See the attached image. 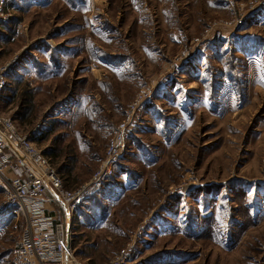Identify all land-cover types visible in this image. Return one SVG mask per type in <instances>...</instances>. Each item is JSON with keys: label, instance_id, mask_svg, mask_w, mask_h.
I'll use <instances>...</instances> for the list:
<instances>
[{"label": "rangeland", "instance_id": "rangeland-1", "mask_svg": "<svg viewBox=\"0 0 264 264\" xmlns=\"http://www.w3.org/2000/svg\"><path fill=\"white\" fill-rule=\"evenodd\" d=\"M7 10L3 114L23 136L42 123L35 145L67 190L92 181L149 92L112 178L67 218L77 262L264 264V0H10ZM23 227L0 223V264H14Z\"/></svg>", "mask_w": 264, "mask_h": 264}, {"label": "built area", "instance_id": "built-area-1", "mask_svg": "<svg viewBox=\"0 0 264 264\" xmlns=\"http://www.w3.org/2000/svg\"><path fill=\"white\" fill-rule=\"evenodd\" d=\"M10 0H0V26L6 21ZM13 63L0 64V222L20 220L24 227L13 249L14 264H80L72 249L73 229H68L60 208L47 207L49 194L56 195L75 218L83 200L98 183L109 180L124 154L125 135L133 115L149 92L140 94L128 111L126 123L119 125L107 155L89 184L75 191L64 187L51 160L37 149L29 136H23L14 120L3 114V96L9 87ZM72 223V222H71Z\"/></svg>", "mask_w": 264, "mask_h": 264}, {"label": "crops", "instance_id": "crops-1", "mask_svg": "<svg viewBox=\"0 0 264 264\" xmlns=\"http://www.w3.org/2000/svg\"><path fill=\"white\" fill-rule=\"evenodd\" d=\"M8 89H10V81H9V87ZM7 89V90H8ZM6 90V91H7ZM25 105L23 106V111L20 113L21 114V119L22 122L23 121H26L27 119V114H28V106H30L31 104H27V103H24ZM15 122V121H14ZM16 123V122H15ZM44 123V122H43ZM43 128H46V127H43ZM44 130H42V123L40 125H38L37 129L36 130H32V132L30 133L29 137L30 139L35 143V141H38L39 138H41L40 134H44ZM40 133V134H39ZM44 155H48L46 152H43ZM49 157V155H48ZM50 158V157H49ZM51 160V159H50ZM48 203H47V207L49 209H51V207L53 208H60V210L63 212V217L67 220V218L69 217V213H68V210L67 208L61 203L60 199L56 196V195H53L52 193L49 194L48 196ZM6 222H9V221H5V222H0V223H6ZM77 228V227H76ZM73 233L74 235H76V232L73 228Z\"/></svg>", "mask_w": 264, "mask_h": 264}, {"label": "water", "instance_id": "water-1", "mask_svg": "<svg viewBox=\"0 0 264 264\" xmlns=\"http://www.w3.org/2000/svg\"><path fill=\"white\" fill-rule=\"evenodd\" d=\"M72 229L70 228V231H71Z\"/></svg>", "mask_w": 264, "mask_h": 264}, {"label": "trees", "instance_id": "trees-1", "mask_svg": "<svg viewBox=\"0 0 264 264\" xmlns=\"http://www.w3.org/2000/svg\"><path fill=\"white\" fill-rule=\"evenodd\" d=\"M118 166V165H117ZM115 171V170H114ZM112 178V177H111Z\"/></svg>", "mask_w": 264, "mask_h": 264}]
</instances>
